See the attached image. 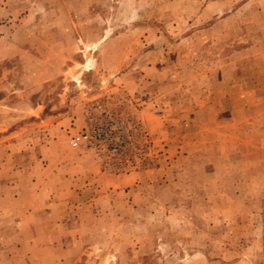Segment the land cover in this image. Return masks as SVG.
Instances as JSON below:
<instances>
[{
    "label": "rangeland",
    "instance_id": "374dc122",
    "mask_svg": "<svg viewBox=\"0 0 264 264\" xmlns=\"http://www.w3.org/2000/svg\"><path fill=\"white\" fill-rule=\"evenodd\" d=\"M0 264H264V0H0Z\"/></svg>",
    "mask_w": 264,
    "mask_h": 264
},
{
    "label": "built area",
    "instance_id": "2783aa9c",
    "mask_svg": "<svg viewBox=\"0 0 264 264\" xmlns=\"http://www.w3.org/2000/svg\"><path fill=\"white\" fill-rule=\"evenodd\" d=\"M79 138H75L74 141H72V145L75 146L77 144L76 141H78Z\"/></svg>",
    "mask_w": 264,
    "mask_h": 264
},
{
    "label": "crops",
    "instance_id": "0c3cea01",
    "mask_svg": "<svg viewBox=\"0 0 264 264\" xmlns=\"http://www.w3.org/2000/svg\"><path fill=\"white\" fill-rule=\"evenodd\" d=\"M57 128H59V124H56V125H55V129H57Z\"/></svg>",
    "mask_w": 264,
    "mask_h": 264
}]
</instances>
